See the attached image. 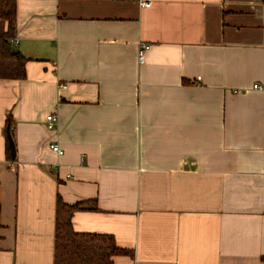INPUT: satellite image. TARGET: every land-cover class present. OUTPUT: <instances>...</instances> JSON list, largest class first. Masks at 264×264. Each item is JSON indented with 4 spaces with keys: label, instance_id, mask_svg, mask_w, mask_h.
Masks as SVG:
<instances>
[{
    "label": "crops",
    "instance_id": "1",
    "mask_svg": "<svg viewBox=\"0 0 264 264\" xmlns=\"http://www.w3.org/2000/svg\"><path fill=\"white\" fill-rule=\"evenodd\" d=\"M145 1L17 0L0 264H55L59 196L114 264H264V0Z\"/></svg>",
    "mask_w": 264,
    "mask_h": 264
},
{
    "label": "trees",
    "instance_id": "2",
    "mask_svg": "<svg viewBox=\"0 0 264 264\" xmlns=\"http://www.w3.org/2000/svg\"><path fill=\"white\" fill-rule=\"evenodd\" d=\"M17 34V0H0V79L26 78L28 59L21 53L13 54L11 41ZM12 130V119L8 122ZM7 154L11 149L7 141ZM97 210L96 201L66 204L59 196L56 207L55 264H114L117 256H133L129 249L120 248L112 235L78 233L73 227V216L80 211Z\"/></svg>",
    "mask_w": 264,
    "mask_h": 264
},
{
    "label": "built area",
    "instance_id": "3",
    "mask_svg": "<svg viewBox=\"0 0 264 264\" xmlns=\"http://www.w3.org/2000/svg\"><path fill=\"white\" fill-rule=\"evenodd\" d=\"M141 7H150L152 5L151 2L145 0H139ZM150 49V45L142 44L139 50V61L141 64L145 62V57L147 51ZM255 89H261L262 87L258 84L254 86ZM58 122V116L56 114H51L47 117V127L49 130H52ZM50 149L52 152L56 153L58 156H62L64 154V150L58 144H51Z\"/></svg>",
    "mask_w": 264,
    "mask_h": 264
},
{
    "label": "water",
    "instance_id": "4",
    "mask_svg": "<svg viewBox=\"0 0 264 264\" xmlns=\"http://www.w3.org/2000/svg\"><path fill=\"white\" fill-rule=\"evenodd\" d=\"M12 52H13V54L18 53V49L13 48ZM8 139H9V145H10L12 156H13V158H15V155H16L15 143L13 141V138H12L11 134L8 135Z\"/></svg>",
    "mask_w": 264,
    "mask_h": 264
}]
</instances>
